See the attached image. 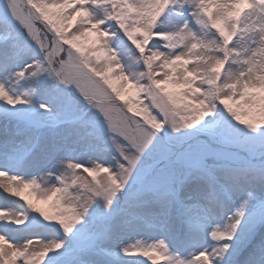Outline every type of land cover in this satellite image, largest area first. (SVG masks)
I'll return each instance as SVG.
<instances>
[{
	"label": "snow or ice",
	"instance_id": "6c2138e0",
	"mask_svg": "<svg viewBox=\"0 0 264 264\" xmlns=\"http://www.w3.org/2000/svg\"><path fill=\"white\" fill-rule=\"evenodd\" d=\"M0 264H264V0H0Z\"/></svg>",
	"mask_w": 264,
	"mask_h": 264
},
{
	"label": "rangeland",
	"instance_id": "374dc122",
	"mask_svg": "<svg viewBox=\"0 0 264 264\" xmlns=\"http://www.w3.org/2000/svg\"><path fill=\"white\" fill-rule=\"evenodd\" d=\"M153 233L150 231V230H147V229H145L143 232H142V236L143 237H147V236H149V235H152Z\"/></svg>",
	"mask_w": 264,
	"mask_h": 264
}]
</instances>
